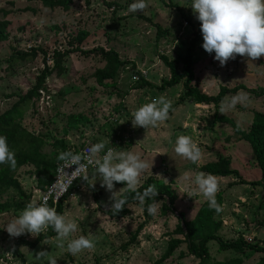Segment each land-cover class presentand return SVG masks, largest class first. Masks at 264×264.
<instances>
[{
  "label": "rangeland",
  "instance_id": "1",
  "mask_svg": "<svg viewBox=\"0 0 264 264\" xmlns=\"http://www.w3.org/2000/svg\"><path fill=\"white\" fill-rule=\"evenodd\" d=\"M55 1L61 5L0 0V20L7 13L9 22L8 39L0 43V115L39 84L45 67H54L55 53L78 49L63 56V76L49 77L44 85L49 89H41L39 98L23 106L22 127L46 138L48 144L42 152L51 158L63 152V147L77 152L98 142L104 146L117 143V151L130 150L148 164L136 189L148 180L163 181L174 190V203L168 209L170 202L159 200L153 214L144 205L132 204L125 214L110 216L111 193L97 181L92 187L95 190H76L63 206V214L77 224L69 239L84 236L93 246L72 255L66 248L68 240L57 241L54 236L34 249L21 246L26 264H201L189 254L185 243L165 259L171 240L184 239L180 229H186L185 221L197 217L207 203L202 195H192L189 189L194 186L181 177L186 172L192 177L203 165L224 156L247 180H260L251 146L239 140L235 131L238 127L247 132L255 113L264 114V56L250 60L237 55L220 66L214 54L202 49L201 36L193 56V85L210 96L218 95L221 87H241L225 102L237 95L244 97L221 114L220 107L181 103L183 84L161 88L171 77L163 57L180 62L200 31L191 0H145L146 8L136 13L127 12L133 0ZM98 48L115 51L124 62L115 85L101 86L96 80L95 74L105 61L101 52H87ZM161 96L170 105L168 119L148 130L134 128L131 113ZM180 135L190 137L199 147L201 159L197 164L174 153ZM17 176L25 194L34 200L39 188L36 169L24 166ZM216 179L221 212H213L215 223L222 224L216 234L226 242L244 239L258 243L255 233L264 232V190L240 184L234 176ZM123 187V183H115L113 191ZM15 200L12 193L2 198V202ZM20 212L0 215V264H21L13 256L15 243L39 237L26 233L13 238L3 230L4 224ZM208 247L212 261L241 259L243 264H258L262 257L253 251H223L217 242ZM41 251L46 255L38 258L36 254Z\"/></svg>",
  "mask_w": 264,
  "mask_h": 264
},
{
  "label": "clouds",
  "instance_id": "2",
  "mask_svg": "<svg viewBox=\"0 0 264 264\" xmlns=\"http://www.w3.org/2000/svg\"><path fill=\"white\" fill-rule=\"evenodd\" d=\"M146 6L145 0H133L127 12H142ZM190 7L200 23L202 49L210 55L214 54L213 59L220 66L237 55L250 60L264 56V0H191ZM243 99L237 95L230 101L222 100L219 113L223 114ZM169 107V102L163 96L153 99L131 113V124L134 128L146 130L156 127L168 119ZM103 149L104 144L98 142L85 148L82 153L60 152L56 157V181L48 187L39 202L32 200L27 203L18 216L4 224L3 230L15 238L26 233L37 237L51 228L57 241L68 240L66 248L70 254L76 255L84 249H90L92 241L84 236L69 239L70 234L76 231L77 224L66 215L58 214L47 203L49 198L53 202L58 200L76 177L91 187L99 181L100 186L111 193L110 209L113 213H119L126 205V197L121 193L131 191L141 206L145 204L146 198L152 201L147 205V212L153 214L159 203L155 186L149 185L143 192H136L141 174L148 167L147 162L130 150L117 151L113 147H108L100 156ZM173 151L193 164L201 159L199 147L185 135L176 138ZM15 163L14 152L9 148L6 137L0 135V165L7 164L14 168ZM72 166L75 167L69 174L66 169ZM89 167L92 168L91 172L88 171ZM181 179L194 186L189 189L192 195H202L210 209L221 212V206L216 201L218 181L213 175L198 172L190 177L186 172ZM115 183H123L124 187L113 191ZM45 255L44 251L36 254L38 258ZM50 264H55V261Z\"/></svg>",
  "mask_w": 264,
  "mask_h": 264
},
{
  "label": "trees",
  "instance_id": "3",
  "mask_svg": "<svg viewBox=\"0 0 264 264\" xmlns=\"http://www.w3.org/2000/svg\"><path fill=\"white\" fill-rule=\"evenodd\" d=\"M48 7L60 6L61 3L55 0H41ZM7 13H4L0 20V43L8 39L7 29L9 26ZM201 38L200 31L197 32L195 38L191 40L185 55L180 62L170 61L168 58L163 57V63L170 70L171 77L163 81L161 88H173L179 84H183L184 95L181 96V103L193 102L197 105H209L219 108L221 101H225L231 94H236L240 91L241 87L229 89L227 87H221L220 92L216 96H210L204 93L198 86H194V52L196 45ZM78 51V49H73ZM68 51L64 53H55L54 67H45L44 72L41 75L39 84L32 89L29 93L21 98L13 108L4 114L0 115V135H3L7 139L9 148L14 152L15 167H9L7 164L0 165V215H4L11 212L21 211L27 203L31 201V198L25 194L22 189L21 183L18 180V172L24 166H32L36 169L39 176V189L45 190L48 188L52 181L57 167V159L51 158L47 154L42 152L43 148L48 144L46 138L43 135H33L24 129L20 123L23 117V106L30 103L32 100L39 98L41 95L39 91L41 89L47 90L49 87L44 86L49 77L56 76L62 77L65 73L63 65V56L67 55ZM101 52V56L105 61L103 68L97 70L95 77L99 85L111 86L115 85L117 78L120 75L124 62L119 58V55L113 51H106L103 48L94 49L88 51V54H95ZM22 59L27 56L21 57ZM235 134L239 137V140L247 142L255 156L256 167L261 171V178L258 181L246 182L241 175L232 167L231 160L224 156H217V159L211 163H207L200 168V172L205 174H211L215 178H225L234 176L239 180L240 184L249 185L253 188L261 187L264 190V114L255 113L250 129L241 131L236 127ZM62 151H68L63 147ZM149 185L155 186L158 191L157 201L163 200L170 202L171 209L174 200V190L170 185H166L163 181L148 180L140 188L136 189V192H143ZM89 189L91 186H87L84 181L77 182L71 191L64 197V199L58 204L56 212L63 214V206L67 199L71 197L74 191L81 188ZM91 190H95L92 189ZM14 194L17 197L15 201L2 202V198L9 194ZM95 200L100 207H103V203L100 201L97 194H95ZM122 196L126 197V205L119 213H113L111 210L107 212L110 216H120L125 214L127 206L132 204H138L134 199L135 193L131 191H125ZM144 207L147 210V205L152 202L147 198L145 200ZM213 209L208 207V202L205 207H202L200 213L192 221H185L186 229H180L184 239L171 240L165 259H168L182 244H187L188 252L191 256L199 258L201 264H243L241 259H234L229 261H212L209 251V243L217 242L220 245L221 250L229 251L234 250L239 253L246 251H253L262 254V257L258 264H264V244L248 243L244 239L238 241L226 242L222 237L217 235L218 229H221L222 224L215 223ZM218 224V225H217ZM56 236L55 232L50 231L42 233L39 237L33 241H26L20 239L15 243L13 250V256L21 260V264H26L23 253L20 251L21 246H28L30 249H34L38 244L46 239H50Z\"/></svg>",
  "mask_w": 264,
  "mask_h": 264
},
{
  "label": "built area",
  "instance_id": "4",
  "mask_svg": "<svg viewBox=\"0 0 264 264\" xmlns=\"http://www.w3.org/2000/svg\"><path fill=\"white\" fill-rule=\"evenodd\" d=\"M87 147H90V145H85V147H83L82 149H80V150H78L77 152H74V153H82L83 150H84L85 148H87ZM102 155H103V153L100 154V156H102ZM74 167H75V166H72L71 168L66 169V171L70 174L71 171L74 169ZM88 171L91 172V171H92V168L89 167V168H88ZM56 179H57V178H56V171H55V174H54V177H53V181H52V183H54V182L56 181ZM79 181H81L80 178H79V177H76V178L72 181V183L69 184L68 189H67L65 192H63V193L61 194L60 198H59L58 200H56L55 202H53V200H52L51 198H49V200L47 201L49 207H53V208L56 209L57 206H58V204L64 199V197H65V196L71 191V189L73 188V186H74L77 182H79ZM52 183H51V184H52ZM37 189H38V191H37ZM37 189L35 190V194H36V195H34V200H36L37 202H39L40 199H41V197H42L43 194L47 191L48 188H46L45 190H41V189H39V188H37Z\"/></svg>",
  "mask_w": 264,
  "mask_h": 264
},
{
  "label": "crops",
  "instance_id": "5",
  "mask_svg": "<svg viewBox=\"0 0 264 264\" xmlns=\"http://www.w3.org/2000/svg\"><path fill=\"white\" fill-rule=\"evenodd\" d=\"M252 120H253V119H252ZM107 144H108V143H107ZM109 144H111V142H109ZM109 144H108L107 146H104L105 150H106L108 147H113V148L116 149V145H117V143H115V146L112 145V144H111V145H109ZM105 150H104V151H105ZM100 154H102V152H100L99 155H100ZM231 163H232V162H231ZM254 166H255V168L257 169L256 165H254ZM239 173L241 174V177L243 178L244 181H246V182H251V181L247 180V179L245 178L244 175H242V172H241V171H240ZM227 178H228V177H227ZM81 189H82V188H81ZM81 189H79V190H81ZM123 193H124V192H123ZM123 193H122V194H123ZM101 194L104 196V195H105V192L102 191ZM106 195H108V193H107ZM71 196H73V194H72ZM257 197H258V196H257ZM99 199H100V198H99ZM105 199H106V197H105V198L103 197V200H105ZM101 202H102V201H101ZM102 203H103V202H102ZM262 231H264V222H263V228H262ZM255 234H256V235H259L258 237L256 236V238L259 240V242L262 243V244H264V232H261V234H260V231H257V233H255Z\"/></svg>",
  "mask_w": 264,
  "mask_h": 264
}]
</instances>
